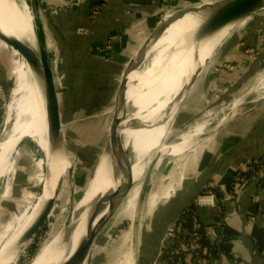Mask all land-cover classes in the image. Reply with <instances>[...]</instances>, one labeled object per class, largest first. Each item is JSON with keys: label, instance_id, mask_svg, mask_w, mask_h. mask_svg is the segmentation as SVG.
Wrapping results in <instances>:
<instances>
[{"label": "bare ground", "instance_id": "1", "mask_svg": "<svg viewBox=\"0 0 264 264\" xmlns=\"http://www.w3.org/2000/svg\"><path fill=\"white\" fill-rule=\"evenodd\" d=\"M201 3L211 4V0ZM22 11L25 13L24 16ZM202 18V13L196 10L169 22L151 46L150 53H155L151 63L150 59L135 61L134 69L137 71L130 75L127 96L120 105V137L124 145L118 158L117 177L115 176L113 181L105 174V163L103 162L99 172L101 178L97 176L96 179L88 183L75 206H70L59 233L42 245L31 264H64L73 256L86 237L87 223L93 213L98 196L106 194L109 190H114L115 206L118 208L123 203L133 187V181L145 169L157 144L163 141V137H166L169 132L172 125L169 126L165 122L169 121L170 116L176 111L181 91L190 85L199 71H201L200 75L210 66L213 62V55L222 47L230 33L242 22L248 20L226 29L222 34L207 41L195 51L184 41L201 23ZM32 20L30 3L27 1L0 0V28L5 23H10V27L18 39L20 53L30 59L32 58V44L33 47L36 46L31 36ZM5 36L9 39L7 35ZM20 58L25 65V71L21 88H19L20 98L9 110L6 119V123H11L10 131L4 139L0 140V182L4 180L13 157L18 153L19 146L27 139L35 143L43 154L44 180L41 194L35 205L1 245L0 264L16 262L19 252L18 256L12 257H6V254L10 252L16 254L17 248L20 250L19 245L24 232L42 214L49 200L54 198V194L63 185V175L69 157L67 150V156L59 154L52 149L49 143L50 109L45 85L40 78H37L38 76L33 73L25 60L21 56ZM256 80L259 83H264V72ZM257 87L259 88V85ZM260 91L264 96V85ZM237 108L238 103L234 102L230 106L231 114ZM135 122L138 124L135 125ZM206 126V123H193L188 126L190 129L187 128L177 141L169 143L170 138H168L159 153L154 156L148 167L155 161L154 168H157L164 156H169L171 158L169 167H172L174 172L170 171L166 174L168 183L149 196L145 208L146 215L140 214L139 209H136L137 205H135L128 218L131 222L129 236L126 235L127 238L123 240L122 244V251L125 253L123 257L120 255L114 264H136L137 256L141 254L139 246L142 221L145 216L153 213L159 201L170 200L185 180L184 170L181 166L184 156L196 150L200 136L206 133ZM105 158L103 157L106 162ZM174 173H178L179 177H176ZM108 211L105 209L99 218L107 217Z\"/></svg>", "mask_w": 264, "mask_h": 264}, {"label": "crops", "instance_id": "2", "mask_svg": "<svg viewBox=\"0 0 264 264\" xmlns=\"http://www.w3.org/2000/svg\"><path fill=\"white\" fill-rule=\"evenodd\" d=\"M57 1L41 0V10L47 20L49 38L52 39L49 44L55 53L54 61L57 66H62V70L64 63L68 66L71 96L78 99L79 84L84 81L85 100L89 96L94 101L95 95L103 91L105 80L108 82L106 89L117 87L127 57L148 37L163 13L179 4L192 6L206 0H180V3L179 0H109L96 19L91 15V5L95 0L52 15L50 7ZM262 31L264 12L248 18L246 26L224 42L215 53L213 62L193 86L184 111L177 117L182 120L181 125L195 113L199 116L204 105L215 103L214 96L226 85L227 77L235 80L236 90L257 79L264 68V42L259 40ZM107 44L111 55L104 59L98 50ZM259 47L263 52L252 60L244 54L247 48ZM231 59L236 65V72L232 74L234 77L213 73L215 65ZM229 91L225 87L222 93L226 95ZM65 96L67 99V93ZM76 102L83 111V106L78 100ZM103 104L100 101L99 105ZM237 115L227 128L217 134L211 132L204 138L189 165L183 162L185 180L174 195H178L179 205L169 209L168 204L174 197L171 198L166 207L161 211L159 208V213L156 211L159 221L168 217V210H172L171 218L180 217L209 186H214L219 198H224L222 192L233 190L234 179L241 173L240 166L264 156V102L243 107ZM261 181L254 177L246 178L237 192L222 199V204L197 209L199 218L207 226H216L225 216L224 233L227 236L224 242L218 244L217 251L198 264H264V221L261 218L264 187H260ZM164 210L165 214H162ZM221 238L216 241H221ZM222 247L230 250L229 255Z\"/></svg>", "mask_w": 264, "mask_h": 264}, {"label": "rangeland", "instance_id": "3", "mask_svg": "<svg viewBox=\"0 0 264 264\" xmlns=\"http://www.w3.org/2000/svg\"><path fill=\"white\" fill-rule=\"evenodd\" d=\"M18 1L20 2L21 0ZM25 1L30 3V0ZM88 1L89 0L76 1L74 3L75 5L73 9L78 7L77 5H83ZM66 2H69V0H63L62 3L58 0L54 5L50 7L51 14L53 11L65 9L66 5H64V3L67 4ZM92 6L93 4L91 5V8ZM39 8L42 17V24L40 29L34 23V20L31 21V36L33 39L32 41H35L36 45L33 47V44L31 42L32 55L37 60H39L37 50V32L40 31L44 34L47 46L49 48V57L53 67L56 87L59 92L61 109L64 113L63 116L65 121L63 124V131L69 157L66 165V170L63 175L64 180L59 200L57 199L55 207L41 231L27 245L25 249H22L23 251H21L20 255L16 259V262L13 264H31L42 245L53 239L61 230L62 224L71 208L70 185L68 182V177L71 174V168L72 177L75 184L74 192L76 194L73 206H75L78 200L82 197L88 183L93 180L94 168L105 142L107 129L110 124L112 97L114 95L113 93L116 90L114 86H112L111 90L106 89L105 86L108 82L105 80L102 83V85L104 86L103 91H99V94H97L98 96L95 95L94 101L91 100L92 98L88 96L87 101L89 102L90 100V104H88L86 100L84 101L85 104H82L81 102V106H83L82 109L85 112H83L81 108H79L75 97L71 96L70 99H65V94H68L70 91H68L67 85H65V76L63 74L62 66L60 64L57 66L54 61L55 53H53L52 47L49 44L50 40L52 39L49 38V32L46 27L47 20L41 10V0H39ZM21 13L24 16L25 13L23 11ZM166 13L167 12L163 13L162 17ZM246 24L247 20L245 22H242L236 29H234L230 33L226 41L234 34H237V32L245 27ZM0 30L5 35H7L9 39L12 40L11 42V40L8 39L15 48V51H13L12 49L11 50L13 52V55L18 57L17 60H15V58L11 59L7 52H4L2 49H0V140H2L11 128V123H6V119L9 110L18 102L20 98L19 88H21L20 86L22 78L24 76L23 72L25 71V65L20 58L18 39L15 35V32L10 27V23H5V25L0 28ZM144 41L145 40H143L141 44ZM225 62L226 61H224V64ZM222 63L219 64L222 65ZM219 64L215 65L213 69H220L221 65ZM263 72L264 68L259 75H261ZM213 73L220 76H225L226 74L232 75L231 73H218L214 70ZM227 78L228 81L223 89L226 87V91H228V89L230 91L226 95H223V89H221V94L219 95L218 93H216L214 96L215 103H210L209 106L204 105V110L199 116H197L198 113H195L190 119H188V121L182 123V125V120L177 119L175 121V124H172L169 132L166 134V137H163V141H160L157 144V148L154 150L151 158L146 163L145 169L133 181V187L131 191L129 192L123 203L119 205V207L115 211L110 223L103 229L101 238L94 250V254L91 257L89 264H95L94 262H96V264H114L117 261L118 257H120V255L121 257H123V254L125 252L122 251V244L123 240L127 238L126 235L129 236V228L131 225V222L128 220V218L131 216L132 211L135 208L136 200L139 196V191L145 176L146 169L154 156L159 153L168 138L175 134L172 140L177 141L178 138L183 133H185L187 128L190 129L188 126L193 125V123L195 122L207 124L206 133H203L200 136V139L196 144V151L190 152L184 156L183 162L187 163L186 165H189L190 160L193 159L194 153L197 152L198 147L201 146L204 138L209 135L208 133L216 132L217 134L219 133V131L227 128V126L237 118V114L241 112L243 107H248L253 103L255 105L264 102V96L261 95L260 91L261 87L264 85L263 82L259 83V88L257 87L255 91H253L248 96V98L243 101V104H240L241 98L244 97L246 93H248V91L252 88L257 80H250L249 82L245 83L243 87L241 86L239 90H236L235 82H233L235 80L233 78L231 79L230 77ZM100 101L104 103L102 106L99 105ZM234 102L238 103V108L236 111L234 110L235 112L233 114H231L230 106ZM183 107L185 108L186 105H184ZM181 111H184L183 108ZM180 114L182 113L180 112ZM183 125L186 126L184 127ZM170 159V157L164 159L159 163L158 167L154 169L151 176L146 200L143 207H140L142 208V211L141 209H139L140 214L143 213L144 215H146L147 210H145V208L146 204L148 203L149 196L168 183L166 174L170 173V171L174 172L172 167H169L171 166L169 162ZM43 166V154L39 151L35 143L30 141L29 139L23 141L18 148V153L13 157L10 163V167L4 180L0 182V247L8 238V236H10L16 229L19 223L27 217L31 208H33V206L35 205L38 196L41 194V186L44 180ZM182 167L184 170L185 166L183 165ZM178 173L175 175L178 176ZM179 187H181V185ZM176 193L177 191L171 197H174L171 202H169L171 198L170 200L165 202L162 200L159 201L157 206L153 210V213L151 215L145 216L144 220L142 221L139 246V248L141 249L140 257L142 261H145L150 246L153 245L154 241H151V237L157 233L156 216L157 213H159V211L157 210L160 208L159 210L161 211L162 208L167 206V202H169V209L173 210L174 207L178 206V195L174 196ZM172 210H170L169 213H172ZM162 214H165V210L162 211ZM162 225H165L164 221L161 222L158 232L162 230ZM30 244H36L37 247V252L33 257H29L30 253L28 248Z\"/></svg>", "mask_w": 264, "mask_h": 264}, {"label": "water", "instance_id": "4", "mask_svg": "<svg viewBox=\"0 0 264 264\" xmlns=\"http://www.w3.org/2000/svg\"><path fill=\"white\" fill-rule=\"evenodd\" d=\"M31 14L34 20V23L40 29L41 27V13L39 8V0H30ZM202 13L203 18L201 23L194 29L188 37H186V41H184L189 47H192L195 51L199 49L203 44L207 41L215 38L222 34L226 29L230 27H234L238 23L264 11V0H214L211 1V4L200 3L192 6H175L167 11V13L157 22L156 26L150 32L145 41L135 50H133L129 56L127 57L126 62L124 63L121 76L112 97V107H111V120L107 129L106 139L103 144L102 150L100 152L99 158L97 160L96 166L94 168L93 180L97 178H101L100 169L101 165L104 162L105 174L110 177L113 181L115 176L118 174V158L121 154L122 147L124 145L123 141L120 137V127H121V116H120V105L123 101H125L128 85H129V77L132 73L136 72L135 70V61L137 59H150V63L153 60L154 54L150 53L152 49V44L155 39L162 34L165 26L173 21L177 20L180 17H183L188 12L196 11ZM38 31V30H37ZM235 35V34H234ZM5 45V46H4ZM0 49L4 52H7L9 57L18 59V57L13 55V51L15 48L9 42L4 33L0 30ZM12 49V50H11ZM37 50H38V59L37 60L31 53V57L28 58L23 53H19L20 56L25 60L27 65L33 71V73L40 78L46 88V96L50 109V139L49 143L55 151L59 152V154L67 156V148L65 143V136L63 131L64 124V113L61 109L59 92L56 87L54 72L52 63L49 57L48 46L45 40L44 34L40 31L37 32ZM194 50H192L194 52ZM150 53V54H149ZM215 55V54H214ZM213 55V57H214ZM145 62V61H144ZM209 63V62H208ZM63 70L65 74V85H67L68 91H70L69 87V69L68 66L64 63ZM201 71H199L195 78L192 80L190 85H188L184 90L181 91L180 97L177 103L176 111L166 120L165 123H168L169 126L172 125V122L177 120L183 106L185 105L187 99L189 98V94L191 92L192 87L195 85L198 75ZM259 85V81L257 80L252 88L241 98L240 104H243V101L248 98V96L257 88ZM78 102L81 104H85V82L81 81L78 88ZM67 99L71 98L72 92L70 91ZM138 124L135 122V125ZM213 133V132H212ZM209 135L211 134L208 133ZM206 134V135H208ZM173 134L169 143L172 142ZM207 137V136H206ZM103 157H106V162ZM169 156H164V159H167ZM155 161L148 167L147 173L145 175L143 184L140 189L139 198L136 201V209H141L143 207L144 202L147 197L148 188L151 180L152 173L155 167ZM71 174L69 175V185H70V205L71 207L74 205V201L76 198L75 194V184L72 177V168ZM62 186L59 187L57 192L54 194V198L49 200L46 207L44 208L42 214L34 221L32 225L24 232L21 237V244L19 245L20 250L17 248L16 254L10 252L6 254L7 256H18L20 255L22 248L25 249L27 245L38 235L43 226L48 221L55 204L57 202V197L60 194ZM109 190V189H108ZM75 194V195H74ZM115 200V191L109 190L106 194L102 196H98L95 201V206L93 209V213L87 223V231L86 237L73 256L64 264H89L91 257L94 254V250L98 245V242L101 238V234L103 229L110 223L111 219L117 207L114 203ZM215 205H218V200L215 198ZM189 207V206H188ZM108 209L109 214L107 217H100V214ZM139 211V210H138ZM180 211V209H178ZM183 211V209H182ZM169 212V210L167 211ZM171 213H167L168 217L161 218L159 221V216L157 220L156 234L151 237V241L153 240V245L150 246V249L147 254V258L145 261H142L140 256H137L136 264H157L161 250L162 244L167 232L169 225L176 220L174 217L171 218ZM164 221L165 225H162V230L158 232L161 222ZM155 233V232H154ZM214 235V234H213ZM19 254L17 255V253ZM10 259V258H9ZM96 264V262H94ZM10 264V262L8 263Z\"/></svg>", "mask_w": 264, "mask_h": 264}, {"label": "built area", "instance_id": "5", "mask_svg": "<svg viewBox=\"0 0 264 264\" xmlns=\"http://www.w3.org/2000/svg\"><path fill=\"white\" fill-rule=\"evenodd\" d=\"M61 3L63 0H59ZM76 1H80V0H69V2H66L67 4L64 3V5H66L65 9H60V10H56L53 11L52 14L53 15H57L63 11L66 10H72L74 7V3ZM165 1V0H164ZM109 2V0H95L93 2V6L91 8V15L93 18H97L98 15L101 13L102 9L105 7V5ZM80 4V3H79ZM79 6V5H77ZM260 43L264 42V31L261 32V36L259 37ZM101 54V57L106 59L107 57H109L110 54V49H109V45H105L103 48H100L98 50ZM262 51V48H247L246 50H244V54L246 56H248V58H250L251 60L253 58H256L260 52ZM263 52V51H262ZM110 58V57H109ZM224 62L219 65V68H214L213 70L215 72L218 73H231L234 74L236 71V65L234 66V61L233 60H226L225 64ZM219 95L221 93H218ZM254 162H257L256 160H249L247 162H244L241 166H240V171L241 173L235 177L234 182H233V190L230 191V193L223 191V196L224 198H222L223 200L226 199V197H229V195H233V193L237 192L241 182L243 180H245L247 178L246 174L248 172H250V165H252ZM253 177L255 179H260L263 180L264 179V169L259 168L257 171H255L253 173ZM214 186H209L202 194H200L192 203V205L196 206V212L193 215L192 218V224H193V230L196 231L197 229H201V227L204 226V231H205V235L210 238L212 241H216V239H218V237H222L225 231V222H226V218L225 216L223 217V221L222 222H218L216 224V226H207L205 224L202 223L201 219L199 218L198 214H197V209L200 207H215V198H217L218 200V204H222L223 200L221 198H219L218 196H216L215 192H214ZM191 206V204L189 205V207ZM188 207V208H189ZM261 218L264 221V211L261 213ZM185 219L184 214L180 215V217H178L176 220H174V222H172L166 232L163 244H162V250H161V254L159 257V260L157 262V264H191L192 262V257L187 255L186 253L190 250H193V248H196V242L199 239L197 234H193L194 239H192L190 242H184L181 239V236L183 234V221ZM252 220L255 219V217H251ZM214 234V235H213ZM219 235V236H217ZM211 249L208 248H204L202 249L200 252L196 253V255H199L200 253L203 256L209 257L211 255ZM201 259L198 260V263ZM195 261V260H194Z\"/></svg>", "mask_w": 264, "mask_h": 264}, {"label": "trees", "instance_id": "6", "mask_svg": "<svg viewBox=\"0 0 264 264\" xmlns=\"http://www.w3.org/2000/svg\"><path fill=\"white\" fill-rule=\"evenodd\" d=\"M49 49V48H48ZM20 90V89H19ZM257 162H254L252 165H250V172H248L246 174L247 178L253 177V173L255 171H257L259 168L264 169V156L257 159ZM260 187H264V179L261 181L260 183ZM230 187H228L227 190H231L229 189ZM216 196L219 197V192L217 191V189L214 190ZM59 200V199H58ZM196 212V206L192 205L189 208H186L183 212L185 219L183 221V234L181 236V239L184 242H190L192 239H194L193 234H197L198 236V240H197V244H196V248H193V250L188 251L186 254L192 257V262L191 264H198V260L199 259H206L208 257L203 256L201 253L199 255H196V253L200 252L202 249L204 248H208L211 249V254L215 251H217L218 249V244L224 242L227 239V236L225 235V233L223 234L224 238H221V241H212L210 238H208L205 235V231H204V226L201 227V229H197L196 231L193 230V224H192V218L193 215ZM223 239V240H222ZM29 257H33L35 255V253L37 252V247L36 244H30L29 248ZM222 250L229 255L230 250L227 248L222 247ZM195 260V261H194Z\"/></svg>", "mask_w": 264, "mask_h": 264}]
</instances>
